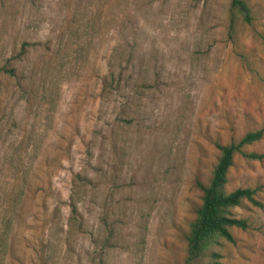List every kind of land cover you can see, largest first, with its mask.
I'll return each instance as SVG.
<instances>
[{"label":"rangeland","instance_id":"obj_1","mask_svg":"<svg viewBox=\"0 0 264 264\" xmlns=\"http://www.w3.org/2000/svg\"><path fill=\"white\" fill-rule=\"evenodd\" d=\"M244 1L229 35L231 0H0V264H184L215 143L259 129L225 185L257 205L213 250L264 264V0Z\"/></svg>","mask_w":264,"mask_h":264},{"label":"trees","instance_id":"obj_2","mask_svg":"<svg viewBox=\"0 0 264 264\" xmlns=\"http://www.w3.org/2000/svg\"><path fill=\"white\" fill-rule=\"evenodd\" d=\"M251 15L248 5L244 0H231L228 11L229 35L235 31L238 22L248 24ZM264 44V39H263ZM0 74L13 76V69L4 64L0 66ZM263 134L259 129L247 132L237 142L226 145L215 143L219 154L212 167L209 181L206 185L197 183L201 192L200 204L195 210L194 219L189 223L187 235L185 236L186 256L184 264H193L196 260L207 255L210 262L207 264H220L217 262L219 254L213 250L221 241L233 242L230 233L231 228L245 229L244 219H237L232 209L242 206L243 202L257 205L254 199L255 191L250 188H236L227 192L225 185L227 174L232 166L233 157L239 154L250 160H259L261 156L253 152H245L243 148L258 141ZM73 211V208H71Z\"/></svg>","mask_w":264,"mask_h":264}]
</instances>
